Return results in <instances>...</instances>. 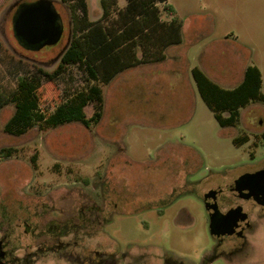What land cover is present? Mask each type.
Returning a JSON list of instances; mask_svg holds the SVG:
<instances>
[{
  "label": "rangeland",
  "instance_id": "rangeland-1",
  "mask_svg": "<svg viewBox=\"0 0 264 264\" xmlns=\"http://www.w3.org/2000/svg\"><path fill=\"white\" fill-rule=\"evenodd\" d=\"M2 1L0 87L11 90L37 66L52 71L59 65L76 12L54 0L63 38L55 46L32 49L13 28L19 5L11 2L17 0ZM88 2L91 18L98 19L100 0ZM126 3L118 0V8ZM169 3L184 21V41L178 45L184 52L183 69L177 65L172 73V62L163 66L161 81L166 84L158 94L151 93L150 78L139 77L137 68L103 84L88 81L79 64H67L57 81L44 83L42 108L53 112L98 83L105 95L99 124L87 127L74 121L14 135L3 129L14 105L2 110L0 148L17 149L9 158L0 157V239L6 240L9 264H208L204 256L215 241L203 190L219 178L232 180L264 166V147L252 144L253 131L261 130L256 119H264V103L250 102L242 109L240 124L224 128L191 69L199 66L214 79L207 69L213 67L220 84L229 86L241 79L244 65L255 64L262 71L264 91V0ZM160 6L162 17L170 19L164 4ZM85 112L91 117L95 103ZM243 132L250 142L236 145L234 135ZM163 191L174 193L164 216L146 206L151 195ZM252 238L256 246L247 261L213 264H264V229Z\"/></svg>",
  "mask_w": 264,
  "mask_h": 264
},
{
  "label": "trees",
  "instance_id": "trees-1",
  "mask_svg": "<svg viewBox=\"0 0 264 264\" xmlns=\"http://www.w3.org/2000/svg\"><path fill=\"white\" fill-rule=\"evenodd\" d=\"M63 2L76 13L72 14L74 32L60 56L59 65L52 71L37 66L19 77L17 87L11 90L0 87V116L6 106L14 105L13 114L3 126L10 134L23 135L33 128L58 127L74 121L87 127L101 122L105 95L103 86L98 83L78 91L58 104L53 112L42 108L44 83L57 81L67 64L83 67L88 81L109 84L129 68L165 60L168 47L183 42L184 22L169 0H127L121 8H118V0H100L102 15L98 19L91 18L88 0ZM161 3L171 15L170 19L162 17ZM78 10L82 13L80 16ZM192 74L223 127L238 126L242 108L250 102L264 103L262 72L257 65H249L243 81L233 88L214 81L199 66L192 69ZM90 103H95V112L88 117L85 107ZM233 141L236 145L242 144L239 138ZM15 151L12 146L2 147L0 157L9 158Z\"/></svg>",
  "mask_w": 264,
  "mask_h": 264
},
{
  "label": "flooded vegetation",
  "instance_id": "flooded-vegetation-1",
  "mask_svg": "<svg viewBox=\"0 0 264 264\" xmlns=\"http://www.w3.org/2000/svg\"><path fill=\"white\" fill-rule=\"evenodd\" d=\"M15 3L19 5V8L29 2L17 0ZM256 121V126L261 127V130L253 131L255 139L252 144L264 147V119L257 118ZM244 132L234 135L233 140L239 138L242 141L240 145L249 143L251 140L250 135ZM251 158L255 159L256 156L251 154ZM263 168L264 166L252 168L232 180L219 178L203 190L201 199L207 210L209 232L215 241L210 254L204 256V260L208 264H213L216 260L243 262L249 259L251 249L256 246L252 237L255 233L264 229V190H255V192H250V189L240 190L237 188V179L246 173L256 172ZM173 194L163 191L160 195H151L148 198L151 201L146 203V206L149 204L155 207L158 209V213L164 216L166 214L165 207L169 204L168 196ZM208 204L209 207H207ZM210 207L216 209V214L213 216ZM5 242V239H0V264H9L7 255L10 252L5 251L3 248ZM124 258H126L125 255Z\"/></svg>",
  "mask_w": 264,
  "mask_h": 264
},
{
  "label": "water",
  "instance_id": "water-1",
  "mask_svg": "<svg viewBox=\"0 0 264 264\" xmlns=\"http://www.w3.org/2000/svg\"><path fill=\"white\" fill-rule=\"evenodd\" d=\"M16 36L29 48L42 49L55 46L63 38L64 26L61 14L54 0H35L21 5L13 19ZM237 188L264 190V168L252 173H246L237 179ZM210 205L208 204L207 207ZM212 216L216 214L215 207H210Z\"/></svg>",
  "mask_w": 264,
  "mask_h": 264
},
{
  "label": "crops",
  "instance_id": "crops-1",
  "mask_svg": "<svg viewBox=\"0 0 264 264\" xmlns=\"http://www.w3.org/2000/svg\"><path fill=\"white\" fill-rule=\"evenodd\" d=\"M7 0H3L2 2L5 3ZM11 3H15V1H12ZM16 14V12H15ZM15 14L13 15L12 17V20L14 19V16ZM184 22V21H183ZM183 41H184V25H183ZM183 43V42H182ZM180 43V44H182ZM179 44H174V45H171L170 47H168L167 49V57L165 60L163 61H160V62H152V63H145V64H141V65H138V66H135V67H132V68H137V72L139 73V77L143 76V78L146 79V81L148 80V78H150V82L149 84L151 85V88H150V91L151 93H159L158 90L159 89H164V83L163 81H161V75L164 71V69H162L163 66L165 65H171L172 66V63H173V72L172 73H175V71H178L179 69L178 68H175V66H179L181 67V70L183 69V66L182 65H179L181 63V59L182 57H184V52H182L179 47H178ZM185 59V58H184ZM172 62V63H170ZM249 65H255V64H247V65H244V71H243V74H242V77L241 79L236 82L235 84L233 85H229V86H224L226 88H233L235 86H237L238 84H240L243 79H244V76H245V71L247 69V67ZM168 67V66H167ZM194 68V67H193ZM192 68V69H193ZM213 67H209L207 68L210 73L212 74V76L214 77V79H216L217 81H219L217 78H216V73L214 70H212ZM130 69V68H129ZM168 69V68H167ZM191 69V71H192ZM136 70V69H135ZM261 70V69H260ZM126 71V70H125ZM124 72V71H123ZM169 72V71H167ZM171 72V71H170ZM190 72V69L187 68V73L189 74ZM262 72V71H261ZM122 73V72H120ZM119 73V75H120ZM207 74V73H206ZM119 75H117L116 77H118ZM116 77L114 79H116ZM113 79V80H114ZM213 79V78H212ZM213 79V80H214ZM262 79H263V76H262ZM112 80V81H113ZM111 81V82H112ZM215 81V80H214ZM216 81V82H217ZM218 83H222L221 81H219ZM223 84V83H222ZM221 84V85H222ZM224 85V84H223ZM222 85V86H223ZM155 87V88H154ZM243 109V108H242ZM223 127V126H222ZM233 127V126H232ZM225 128H230V127H225Z\"/></svg>",
  "mask_w": 264,
  "mask_h": 264
}]
</instances>
